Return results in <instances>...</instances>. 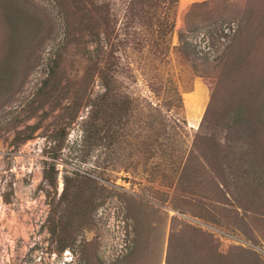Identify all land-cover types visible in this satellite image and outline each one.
Listing matches in <instances>:
<instances>
[{
  "label": "rangeland",
  "instance_id": "obj_1",
  "mask_svg": "<svg viewBox=\"0 0 264 264\" xmlns=\"http://www.w3.org/2000/svg\"><path fill=\"white\" fill-rule=\"evenodd\" d=\"M26 1L46 15L52 24V32L30 53L17 83L0 98V264H93L84 255V246L88 244L92 246L98 264H140V252L147 253L149 260L145 264H150L159 258L153 250L161 253L166 242L165 246L155 247L157 234H149V225L157 228L160 241H167L175 217L212 233L219 241L218 250L222 254H226L230 247L240 246L264 258V219L260 218L259 222L250 213L247 216L239 213L243 223L237 220L230 227L218 229L206 224L201 218L191 217L196 211L191 206L192 196L180 199L178 203L173 199L178 176L167 165L169 154L162 156L157 152L144 161L141 157L143 154H140V137L125 140L120 137L110 146L105 143L99 146L82 145L80 125L86 115L87 103L102 92L97 78L86 87L81 78L85 63L90 58L95 60L92 40L87 36H79L76 18L63 3L58 4L54 0ZM189 1L182 0V8L177 11L164 75L157 77L159 74L155 64H144L139 70L140 65L131 57L132 68L136 71L135 80H126L129 85L125 84L121 88L122 95L148 99L153 109L161 110L162 116L169 120V125H175L176 120L180 123L185 121L182 136L178 140L180 142L176 144L181 152L191 144L216 86L217 72L212 70L210 77H197L193 73L190 62L180 50L179 33L184 35L187 43L191 40L196 42L197 55L190 56L194 57L192 61L198 65L205 63L210 68L224 57L234 41L239 48L246 47L244 45L252 41H261L252 46V67L256 77L264 75V36L259 34L262 38L255 40L254 35L246 33L241 43L237 38L240 18L263 15L264 0H212L207 6L197 7L191 12L199 13L202 20L194 22L189 19L184 26V15L189 7L184 6ZM122 2L109 0L118 19L122 14ZM218 5L222 6L216 10ZM66 13L71 23V46L62 55L61 62L71 78L76 79H71L69 83L63 81L47 99L38 95L37 91L54 53L62 48L66 37ZM230 23L236 24V33L224 35L225 41L219 42V31ZM201 34L208 35V40L212 38L215 53ZM239 76L247 81L243 73H239ZM160 79L163 88L153 93L150 88ZM173 85L180 94L181 104L175 99L170 101L169 91ZM230 91L229 88H221L217 105L223 104L227 97L225 95ZM80 97L82 104L76 112L77 118L69 122L66 115L76 109L74 103ZM215 109L218 107L215 106ZM150 115L155 116L153 113ZM137 125L131 122L120 132L130 133V128H135L133 135L136 137L139 134ZM61 128L65 131L64 138L59 132ZM179 154L175 152L173 159ZM52 163L55 165L54 171L51 170ZM79 177L92 179L96 183L79 190ZM66 178L72 181L64 194ZM52 181L53 185L50 184ZM199 189L200 194L203 186ZM76 191L81 198L93 196L96 203L88 224L80 228L74 227V221L67 214L66 202H58L61 195L71 200ZM173 200L183 214L174 210ZM195 204L208 208L207 202L201 204L195 201ZM60 217L63 218L61 223L70 228L68 235L63 237L68 245L62 251H58L61 235L57 231L54 234L52 232L53 220L59 225ZM163 228L164 235L161 234ZM121 234L125 235V240ZM124 243L126 246L120 250L119 245L123 246Z\"/></svg>",
  "mask_w": 264,
  "mask_h": 264
},
{
  "label": "trees",
  "instance_id": "obj_2",
  "mask_svg": "<svg viewBox=\"0 0 264 264\" xmlns=\"http://www.w3.org/2000/svg\"><path fill=\"white\" fill-rule=\"evenodd\" d=\"M54 1L71 9L70 13L76 18L75 25L79 36L89 37L96 53L93 56L95 60L90 58L85 63L81 78L85 87L97 78L102 92L87 103L86 115L80 125L82 145L99 146L105 143L110 146L120 137H124V140L140 137V154H143L141 157L144 161L157 152L162 156L169 154L167 165L178 176L173 199L178 203L180 199L192 196L191 206L196 211L190 213L191 217L201 218L206 224L218 229L230 227L237 220L243 223L239 213L246 216L250 213L259 222L260 218L264 219V75H254L251 53L252 46L261 41H252L243 48L237 47L234 41L227 48L224 57L210 68L205 63H200L199 66L192 61L194 57L190 56L197 55L196 49L184 40L182 33L178 34L180 50L182 49L181 52L190 62L197 77H210L212 70L217 72L216 86L192 136L191 144L181 152L176 144L180 142L178 140L182 136L185 121L181 120L180 123L176 120L175 125L171 126L160 109L152 108L148 99L122 95L121 91L123 85H129L126 80H135L136 71L132 68L131 57L140 65L139 70L144 64H155L159 74L157 77L164 75L166 63L169 62L179 0H123L120 19L113 12L109 0ZM210 2L212 0L189 5L184 15V26L189 19L194 22L202 20L199 13L191 12L197 7L207 6ZM219 6L222 5L215 9H220ZM67 13L64 19L66 37L64 36L62 48L54 53L37 91L38 95L47 99L63 81L69 83L71 79H76L71 78L61 62L62 55L71 46V23L67 20ZM252 18H240L237 33L239 43L246 33L254 35L255 40L262 38L259 34L264 36V14ZM51 28L52 24L46 15L26 0H0V98L9 93L17 83L25 70V60L42 40L51 35ZM262 57L264 63V54ZM239 73H243L247 81H243ZM236 84L238 87H235ZM162 88L160 79L150 90L156 93ZM221 88H229L231 91L225 95L227 97L223 104L217 105ZM169 93L170 101L175 99L181 104L175 85ZM81 101L82 97L77 98L74 103L76 109L66 115L69 122L77 118L76 112L82 104ZM152 113L155 116H151ZM131 122L138 124L139 134L136 137L133 135L135 128H130V133L120 132ZM59 132L64 138V128ZM175 152L180 154L173 159ZM54 167L52 163V171ZM65 180L64 194L72 181L67 178ZM77 182L80 183L79 190L89 184L92 187L96 183L86 177H79ZM50 184L53 185L54 182ZM202 186L203 190L199 194ZM73 195L71 200L61 195L58 202H66L67 214L74 221V227L80 228L88 224L96 203L91 195L81 198L78 191ZM64 199L68 201H63ZM195 201L201 204L207 202L208 208L195 204ZM173 208L183 214L175 200ZM62 217L59 218L61 225H56L54 220L52 222L53 234L57 231L62 237L58 251L68 245L63 237L70 232V228L61 223ZM149 226V234H157L154 239L158 240L155 247L165 246L166 242L161 253L153 250L159 258L156 257L150 264H264V258L255 251L240 246L230 247L226 254L220 253L219 241L212 233L181 221L178 217L171 224L167 241H160L157 228ZM74 227L72 229L75 230ZM161 234L164 235V228ZM84 247L86 260L98 264L92 246L88 244ZM148 260L147 253L140 252V264H145Z\"/></svg>",
  "mask_w": 264,
  "mask_h": 264
},
{
  "label": "built area",
  "instance_id": "obj_3",
  "mask_svg": "<svg viewBox=\"0 0 264 264\" xmlns=\"http://www.w3.org/2000/svg\"><path fill=\"white\" fill-rule=\"evenodd\" d=\"M236 30H237V26H236V24L235 23H230L228 26H223L222 27V31L220 30L219 31V38H218V41L220 42H224L225 41V38H224V35H229V34H234V33H236ZM201 37L202 38H206L207 40L209 39V36L208 35H204V34H201ZM190 43H191V45H193L194 46V48L196 49V51L198 50L197 49V45H196V42L194 41V40H191L190 41ZM207 45L209 44L210 46H212V51L215 53L216 52V50H215V45L213 44V42H212V38L210 39V40H208L207 42ZM216 43V42H215ZM208 45V46H209ZM218 56V55H217ZM216 56V57H217ZM215 57V58H216ZM121 237H122V239H126V237H125V235H123V234H121ZM124 246H126V244L124 243V245L123 246H121V245H119V249L121 250V249H123L124 248Z\"/></svg>",
  "mask_w": 264,
  "mask_h": 264
},
{
  "label": "crops",
  "instance_id": "obj_4",
  "mask_svg": "<svg viewBox=\"0 0 264 264\" xmlns=\"http://www.w3.org/2000/svg\"><path fill=\"white\" fill-rule=\"evenodd\" d=\"M202 1H206V0H190L189 2H187V4L184 7L186 8V7H188L189 5H191L194 2H202ZM181 8H182V0H179L178 10L181 9Z\"/></svg>",
  "mask_w": 264,
  "mask_h": 264
}]
</instances>
